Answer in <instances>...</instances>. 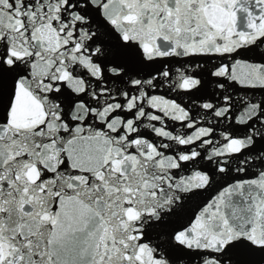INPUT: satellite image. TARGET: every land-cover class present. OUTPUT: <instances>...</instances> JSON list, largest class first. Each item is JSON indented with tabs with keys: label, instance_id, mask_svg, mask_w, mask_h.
Masks as SVG:
<instances>
[{
	"label": "water",
	"instance_id": "obj_1",
	"mask_svg": "<svg viewBox=\"0 0 264 264\" xmlns=\"http://www.w3.org/2000/svg\"><path fill=\"white\" fill-rule=\"evenodd\" d=\"M31 2L27 11L14 14L7 2L0 5V115L11 97L12 126L30 129L44 122L50 101L41 93L48 90L44 80L53 72L76 92L91 90L96 82L91 78L103 76L97 62L107 65L103 56L95 55L98 51L127 46L123 83L109 76L110 88L113 83L126 88L130 78L145 81L164 64L168 71L139 84V94L127 104L139 111L135 121L124 124L118 140L92 138L89 167L96 170L99 183L88 188L70 216L62 208L58 220L50 219L51 194L35 199L27 189L0 209V264L18 251L24 237L58 249L69 226L75 230L77 264H192L188 250L213 244L221 233H226L225 243L245 229L264 235V210L235 200L218 211L204 209L185 227L207 198L201 189L209 178L203 173L216 176L217 160L264 148V139L241 134L229 138L222 149L212 144L205 155L198 154L216 135L234 131L223 120L210 123L201 106L211 94L206 91L207 61L250 45L257 49L254 58L264 56V44L259 43L264 4L258 14L257 0H110L106 21L92 0ZM197 61L204 64L196 67ZM251 99L264 102L259 94ZM115 107H106L100 118ZM122 123L114 119L112 131ZM128 134L138 138L128 142ZM164 144L171 148L168 155L160 150ZM189 148L191 154H181ZM180 162L187 164L177 179L173 172ZM39 176L35 166L30 168L28 186Z\"/></svg>",
	"mask_w": 264,
	"mask_h": 264
},
{
	"label": "snow or ice",
	"instance_id": "obj_2",
	"mask_svg": "<svg viewBox=\"0 0 264 264\" xmlns=\"http://www.w3.org/2000/svg\"><path fill=\"white\" fill-rule=\"evenodd\" d=\"M6 2L11 5L13 14L19 9L27 11L32 7L31 0H0V5ZM261 4H264V0H257L258 14ZM92 6L98 9L101 18L107 21L110 0H92ZM259 43L264 44V37ZM256 50L255 45H250L233 53L212 56L207 61L211 67L207 68L205 73L206 91L211 94L205 96L200 102L201 106L210 123L213 119L216 124L223 120L234 131L216 135L204 149V153H198L199 155H205L212 144H217L222 149L229 138H237L241 134L243 138L264 139V132L260 131L264 129V102L257 103L251 99L257 94L264 98V56L254 58L252 54ZM92 51L89 49L90 54ZM95 55L103 56L107 65L97 62L103 76L100 79L91 78L96 81L91 90L86 88L83 93L76 92L66 82L54 78V72L44 80L48 90L41 95L50 101L45 108L47 117L43 123L33 128H17L10 124L8 113L11 97L8 98L3 107V114L0 115V209L7 207L10 201L19 198L27 189L28 194L35 199L51 194L50 211L45 210L49 211L50 219L55 217L58 220L62 208L65 209L63 215L70 216L81 198L88 194V188L99 183L96 170L89 167L92 159V138L103 135L118 140L125 133L124 124L129 119L135 121L139 111L127 107L128 102L139 94V84L151 81L152 76L159 79L162 72L168 71L167 65L164 64L145 81L130 78L126 88H120L115 83L110 88L109 76L123 83L124 72L121 70L125 69L129 60L127 46H114L107 52L98 51ZM203 64L204 61H197L196 67ZM243 77L249 79L245 80ZM197 82L203 84L199 78ZM106 100L108 103H105ZM109 105H115V110L101 119L99 113ZM114 119L123 121L115 132L110 127ZM193 130L194 128L188 135H191ZM137 138L132 134L127 135L128 142ZM160 150L164 151L165 155L171 152L167 144ZM191 151L189 148L181 154L188 155ZM172 155L175 156V153ZM186 164L187 162H180L178 169L173 172L177 179L181 178L180 168ZM216 164L214 172L218 175L203 173L209 179L201 191L208 195L204 202L192 211L185 227H190L204 209L211 207L213 211H218L221 207L230 206L233 200L264 210V148L255 154L242 151L234 158L217 160ZM33 166L40 176L36 184L29 187L26 174ZM184 178L187 179L188 175L184 174ZM74 233L75 230L71 226L65 229L61 237L63 242L58 249L51 243L42 246L38 241H33L31 236L24 237L17 246L18 251L3 264H77ZM225 235L226 233H221L209 246L189 249L194 257L192 264H264V235L258 237L255 230L245 229L237 239L227 243Z\"/></svg>",
	"mask_w": 264,
	"mask_h": 264
}]
</instances>
